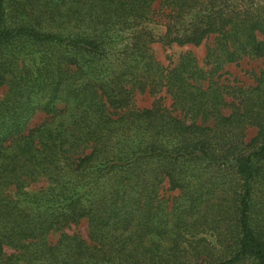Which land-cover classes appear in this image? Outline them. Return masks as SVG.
Returning <instances> with one entry per match:
<instances>
[{"label":"trees","instance_id":"obj_1","mask_svg":"<svg viewBox=\"0 0 264 264\" xmlns=\"http://www.w3.org/2000/svg\"><path fill=\"white\" fill-rule=\"evenodd\" d=\"M209 38L207 69L150 48ZM262 56L264 0H0V264H264V70L217 81Z\"/></svg>","mask_w":264,"mask_h":264},{"label":"rangeland","instance_id":"obj_2","mask_svg":"<svg viewBox=\"0 0 264 264\" xmlns=\"http://www.w3.org/2000/svg\"><path fill=\"white\" fill-rule=\"evenodd\" d=\"M156 24L150 23L148 24V29L152 31V33L157 37L162 35L164 32V19L163 17L156 16ZM212 38H209L206 42L198 47H194L192 45H184L178 46L172 44L170 46L163 45L162 43L155 41L150 44V48L155 60L164 68H172L174 67L184 53H190L193 57L197 59L200 66L207 69L204 63V59L206 56L207 49L212 45ZM264 70V56L262 57H244L237 63L226 64L223 69L218 73L217 81L219 84L224 87L232 88V87H253L256 82V78L258 77L260 71ZM6 92V88L0 89V100L3 98ZM226 101L230 102V98H226ZM155 102H158L165 107L166 109H171V99L167 93L164 91L159 92L158 94H150V93H138L134 92L133 94V106L136 108H150ZM225 113H229L226 111ZM47 119V116L43 113H36L29 123L27 124V130H31L38 125H40L43 121ZM256 133V129L253 127H249L246 130V140L251 139ZM44 182H39L32 184L27 188L28 191H36L41 187H44ZM178 196L177 191H171L168 188L167 183H163L162 188L159 191V197L167 203L169 207L172 203L173 198ZM67 234H78L84 240L87 239L88 229H87V221L85 219L80 220L77 224H71L68 228L62 230ZM59 233H52L48 236V241L51 244L56 243L59 238ZM199 237L205 238L211 244H214V238L211 234H201ZM6 253H11V250L6 249ZM204 264L200 263L199 260L192 262V264ZM243 264H253L251 262H244Z\"/></svg>","mask_w":264,"mask_h":264}]
</instances>
